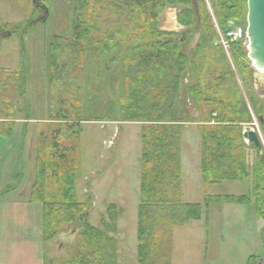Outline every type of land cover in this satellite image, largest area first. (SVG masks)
I'll use <instances>...</instances> for the list:
<instances>
[{"label":"rangeland","instance_id":"rangeland-1","mask_svg":"<svg viewBox=\"0 0 264 264\" xmlns=\"http://www.w3.org/2000/svg\"><path fill=\"white\" fill-rule=\"evenodd\" d=\"M191 1L197 5L198 2L204 4L203 10L210 17L217 40L214 37L201 41L200 15L197 14L199 5L196 4L189 7L196 13L193 26H182L177 20L179 12L185 7L168 4L158 18L157 28L161 32L175 34L182 40V49L190 58L195 55L198 45L203 43L198 58L201 59L200 63L205 61V83L196 92L202 98L222 100L231 107L229 119L241 131L236 144L242 148L241 154L250 173L247 180L254 187L256 176L251 171L255 154L264 161V125L260 122L264 114L261 113L264 106V74L251 66L247 58V46L241 44L239 48H222L217 32L222 25L225 28L244 25L246 10H243L238 20L227 19L221 25L211 5V1L215 3L221 0ZM72 16L73 0H0V86L5 85L0 91V135H3L0 136V193L10 188L0 195V264H43L47 261L63 264L68 261L71 248L81 233L77 225H71L64 227L53 241L43 243L41 205L29 202V192L38 170L35 158L42 150L44 157H48L49 152L48 144L40 141L39 135L46 138L51 128L59 129L61 140L67 141L70 134L65 127L49 122L48 62L49 46L54 38H70ZM27 21L32 22L33 29L25 33L21 44L17 35L8 33V25ZM240 62L244 63L238 64ZM102 64H89L84 69L88 80L83 83L84 122L80 123L79 151L74 156L78 175L72 186L73 195L77 203L84 205L87 223L100 230L101 221L108 220V207L114 205L118 215L114 223L116 233L112 235L116 243V264H137L142 123L116 122L102 117V114L109 113L108 105L117 103L118 99V91L108 83L118 65L112 62L111 69L105 71ZM13 75L16 82L11 78ZM195 77L187 71L180 92L184 111L192 118L189 119L191 122L183 125L182 131L187 130V135L193 136L187 147L189 158L197 142L200 150L199 128L202 123L197 117L202 112L203 116L208 117L209 110L203 111L202 104L197 106L192 103L187 93L195 86ZM242 109H246V113L240 112ZM248 130L257 132L262 145L260 153L242 138V133ZM196 134L198 140L194 138ZM54 164L58 167L57 163ZM48 185L50 192H53L55 182L49 181ZM184 185L192 191L194 186L197 187V183L192 181L183 182L180 184V193ZM229 187L235 185L224 184L219 191L227 193L225 188ZM243 189L241 194L245 193ZM194 199H182L181 194L183 203ZM215 214V211L209 214L208 239L203 229L198 231L196 222L174 229L171 264H245L248 256L264 253V228L256 225L253 213L227 215L228 222H233L229 229L216 224L215 219L219 221L222 214L216 217ZM221 235L224 237L222 242L218 241Z\"/></svg>","mask_w":264,"mask_h":264},{"label":"trees","instance_id":"trees-1","mask_svg":"<svg viewBox=\"0 0 264 264\" xmlns=\"http://www.w3.org/2000/svg\"><path fill=\"white\" fill-rule=\"evenodd\" d=\"M211 3L221 25L227 19L238 20L243 10L247 11L246 0ZM168 4L185 7L177 17L182 26L191 27L196 23V13L189 9L196 3L191 0H73L70 38H54L49 46V122L65 127L70 134L67 141L61 140L59 129L51 128L46 138L39 135L40 141L48 144L49 152L48 157H44L43 150L37 153L38 170L29 202L41 205L43 243L53 241L64 227L77 225L81 230L68 261L63 264H116L117 259L112 237L118 216L114 205L108 207V220L101 221L100 230L87 223L84 205L77 203L73 195L72 186L78 175L74 156L79 151L80 123L84 122L83 83L88 80L84 69L89 64L100 62L101 66L103 63L105 71L111 69L112 62L118 65L108 82L118 91L117 103H110L109 113L102 117L116 122L142 123L137 264H171L172 229L202 217L200 206L183 203L180 193L181 135L183 125L192 119L184 111L180 97L187 71L194 77L197 75L195 86L187 92L190 100L197 106L202 104L203 111L209 108L208 117L203 116V112L197 117L202 123L199 128L202 183L243 182L249 178L242 148L236 144L241 131L229 119L231 107L222 100L202 98L196 92L205 83V61L200 63L198 58L203 43L190 58L182 49V40L157 28L158 18ZM198 5L201 41L214 37L217 40L210 17L203 10L204 4L198 2ZM243 23L245 25V20ZM8 28V33L17 35L23 44L25 33L33 26L27 21L8 25ZM220 29L224 31L225 27L222 25ZM239 46L241 43L232 45ZM11 78L16 82L14 75ZM4 86H0V91ZM240 112L246 113V109ZM112 113L115 116H111ZM260 122L263 126L264 114ZM255 156L251 174L256 176V181L248 195L206 197L205 204L253 203L256 214L264 222V161L258 154ZM49 181L56 184L53 192H50ZM259 262V258L251 256L245 264Z\"/></svg>","mask_w":264,"mask_h":264},{"label":"crops","instance_id":"crops-1","mask_svg":"<svg viewBox=\"0 0 264 264\" xmlns=\"http://www.w3.org/2000/svg\"><path fill=\"white\" fill-rule=\"evenodd\" d=\"M183 137H182V147H181V157H180V173H181V183H188L189 181H192L194 183H197V187L194 186V191L188 190V188L184 185V187L182 188L181 194H182V199L184 198H196L194 199V201L192 200H186V204H196L199 205L201 208V213H202V217L200 220L198 221H190V222H196L197 226L196 228L198 229V231H201L203 229L204 231V235L207 238L209 235V214L212 211H215V217L218 216L219 214L221 215L219 218V221H217L215 219V222L217 225H223L225 227H227L228 229L231 228L233 226V222H228L229 218L227 217V215H231V214H239L241 215L243 212L244 213H253L254 214V222H256V225L260 228H264V222L263 220L258 217V215L256 214L255 208L253 203H250L249 205H244V204H232V203H221V204H213L210 203L208 205L205 204V198L206 197H220V196H232V197H239V196H243V195H248L250 193L251 190V183L249 182V180H245L243 182L240 181H235V182H228V181H222L219 183H214V184H207L204 185L202 183V179H201V173H200V157H199V145L197 142L196 148L194 149V153H191L190 158L188 156V151H187V147L190 144L189 142H191L190 138H193V136L191 135H187V130H185V132L182 133ZM188 137V140H187ZM197 138V134L194 135V138ZM190 168H193V170H190ZM191 177H194L193 179H191ZM224 184L227 185H235V187H229V188H225V190H227V193H222L220 190V187H223ZM219 187V188H216ZM224 187H228V186H224ZM245 188V193L241 194L244 192ZM10 189V188H8ZM6 189L4 192H8ZM3 191H1L0 195L4 194ZM192 192V193H191ZM195 192L196 194L193 195ZM240 192V193H239ZM201 200V203L199 202ZM192 202V203H191ZM232 207H235L236 210H234ZM243 209V210H242ZM248 209V210H246ZM252 209V211H251ZM248 211V212H247ZM256 219V221H255ZM188 222L186 225L184 226H178V227H174L172 229V237H173V233H174V229L175 228H181V227H187L188 224L190 223ZM237 225L239 223H236ZM258 230V228H257ZM218 241L222 242L224 240V237L221 235L218 237ZM208 239V238H207ZM256 257L260 259L259 264H264V253L260 252V254L258 256L255 255H250L246 258V261L249 257ZM245 261V263H246Z\"/></svg>","mask_w":264,"mask_h":264},{"label":"water","instance_id":"water-1","mask_svg":"<svg viewBox=\"0 0 264 264\" xmlns=\"http://www.w3.org/2000/svg\"><path fill=\"white\" fill-rule=\"evenodd\" d=\"M247 58L257 72L264 74V0H246ZM242 138L251 144L257 153L262 150L256 131L242 133Z\"/></svg>","mask_w":264,"mask_h":264},{"label":"built area","instance_id":"built-area-1","mask_svg":"<svg viewBox=\"0 0 264 264\" xmlns=\"http://www.w3.org/2000/svg\"><path fill=\"white\" fill-rule=\"evenodd\" d=\"M219 44L222 48H228L233 44L241 43L246 46L247 38L244 25H235L233 27L225 28L224 31H219Z\"/></svg>","mask_w":264,"mask_h":264}]
</instances>
